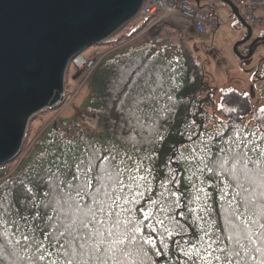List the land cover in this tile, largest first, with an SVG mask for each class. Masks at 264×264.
<instances>
[{
	"label": "snow or ice",
	"instance_id": "obj_1",
	"mask_svg": "<svg viewBox=\"0 0 264 264\" xmlns=\"http://www.w3.org/2000/svg\"><path fill=\"white\" fill-rule=\"evenodd\" d=\"M170 70L144 63L133 70L132 84L115 105L117 123H104L113 136L119 130L126 133L124 140H132L145 127L160 100L154 72ZM229 102L236 101H226L224 110L236 113ZM258 111L264 114V108ZM253 115L255 131L226 122L215 139L200 141L202 147L193 150L203 177L194 196L179 193L174 170L163 200L151 198L146 178L137 174L139 165H125L131 157L76 133L68 144L85 141L79 158L57 145L47 158L42 154L30 175L6 181L0 196V259L9 264H264V115ZM160 212L167 213L168 226Z\"/></svg>",
	"mask_w": 264,
	"mask_h": 264
},
{
	"label": "trees",
	"instance_id": "obj_2",
	"mask_svg": "<svg viewBox=\"0 0 264 264\" xmlns=\"http://www.w3.org/2000/svg\"><path fill=\"white\" fill-rule=\"evenodd\" d=\"M260 34H264V31ZM160 35L164 36L157 33L154 35L157 37L152 36V40L127 42L100 51L103 56L84 81L90 85V90L88 87L85 93L87 98L85 108L96 112L97 121L92 129L80 128L79 132L85 141L94 140L97 147L113 145L126 157H131L132 159L125 161V165L129 168L140 166L141 171L137 174L146 178V187L152 189L150 196L153 200H163L167 197L166 190L172 188L170 180L174 170H178L179 173V193L183 196H194L196 190L202 186L203 179L197 171L200 166L192 158L193 150L202 147L200 141L215 139L216 133L226 122L229 124L235 122L242 131H255L257 120L253 114L264 115L258 111L264 108V104L258 106L257 104L261 103L255 104L256 101H253L247 91L232 86H226L219 92L223 111L221 116L210 112L213 105V90L205 77L203 64L189 49L172 43L166 37H159ZM169 46H174L177 50L173 57H169L167 53ZM146 57L148 59H145ZM142 63L150 68L165 67L171 70L164 73L154 72L153 86L160 96L156 105L157 111H149L145 127L138 130V134L134 133L132 140L126 141L123 138L126 133L121 134L117 130L113 136V129L105 127L104 123L105 121L109 125L117 123L115 105L118 97L128 90V85L133 82V70L138 69ZM259 70L252 76V80L264 82V69L260 73ZM129 73L133 75L129 76ZM139 82L142 84L143 80ZM169 96L171 100L168 99ZM232 98L236 102H229L228 107H236L238 111L229 114L223 105ZM50 126L47 127V132L44 130L37 135L32 147L26 151L17 165L11 168V172L8 173V169L0 173V185H5L0 187V196L7 191L6 181L18 182L30 175L37 162L41 161L42 154L47 158V153L56 151L57 145L67 151L70 158L72 156L79 158L83 154L85 141L77 139L75 144L69 145V140L57 138L56 124L53 123L51 128ZM190 133L191 140L188 139ZM181 154L185 158H181ZM196 155L199 156V153ZM125 180L127 182V178ZM28 187H33V191H36L34 186ZM44 190L39 189L37 200ZM23 191L26 192L27 188ZM161 193L164 195L161 196ZM146 202L142 201L141 206ZM193 207L197 205L193 204ZM218 208L217 205V210ZM158 215L165 226H168L167 213L160 212ZM192 231L197 232V229L193 228ZM0 242H3L2 239ZM0 264L9 262L0 259ZM169 264H172V260H169Z\"/></svg>",
	"mask_w": 264,
	"mask_h": 264
},
{
	"label": "water",
	"instance_id": "obj_3",
	"mask_svg": "<svg viewBox=\"0 0 264 264\" xmlns=\"http://www.w3.org/2000/svg\"><path fill=\"white\" fill-rule=\"evenodd\" d=\"M143 0H0V164L20 152L32 114L53 106L71 58L103 41L140 12ZM199 1V0H195ZM245 26L233 49L249 57L264 44L232 0H223Z\"/></svg>",
	"mask_w": 264,
	"mask_h": 264
},
{
	"label": "rangeland",
	"instance_id": "obj_4",
	"mask_svg": "<svg viewBox=\"0 0 264 264\" xmlns=\"http://www.w3.org/2000/svg\"><path fill=\"white\" fill-rule=\"evenodd\" d=\"M200 2L201 4L212 2L215 5L218 27L213 32L199 35L193 29L186 28L185 23L174 15L153 25L149 30L147 28L152 23L154 17L142 15L139 12L112 36L84 47L81 52L86 56L94 50L105 51L114 45L118 47L127 42L152 40V36L160 33L164 36L160 35L159 37H166L172 43L180 44V46L189 49L192 55L197 57L203 64L205 77L213 90V105L210 112L221 116L223 111L220 104L219 92L226 86L247 91L253 101H256L255 104L259 102L261 104L257 105L262 106L264 104V82H255L252 80V76L257 73L258 69H260L259 73L264 69V44H258L249 57L238 55L234 51L233 45L245 35V26L233 12L231 6L223 0H200ZM263 31L264 24H252L253 38ZM250 41L247 40L238 46V51L241 55L247 53ZM84 75L85 72L83 70H79L71 64L67 66L64 75L65 88L73 89L77 85H80L71 103L65 105L60 110L59 107L51 106L32 114L27 122L20 152L13 159L0 164V173H4L8 169V173L12 171L26 151L32 147V143L37 135H40L44 130L46 131L50 125V128L53 126V123L56 122L55 118H53L56 113L60 117L77 122L81 128H93L96 120L93 114L96 112L85 108V102H87L85 93L88 87L90 90V85L87 82L84 83L88 77ZM75 107H77L75 110L77 116L73 114Z\"/></svg>",
	"mask_w": 264,
	"mask_h": 264
},
{
	"label": "built area",
	"instance_id": "obj_5",
	"mask_svg": "<svg viewBox=\"0 0 264 264\" xmlns=\"http://www.w3.org/2000/svg\"><path fill=\"white\" fill-rule=\"evenodd\" d=\"M238 7V10L243 19L252 24H264V0H232ZM140 13L142 15L153 16L154 19L147 29L162 22L169 16H176L185 23L186 28H191L199 35H205L208 32H213L218 27V18L215 14L214 3L201 4L200 0H143ZM165 22V21H164ZM169 57L176 55L177 50L174 46H169L167 51ZM103 56L99 50H94L88 55H83L82 52L74 55L70 63L73 67L83 70L85 77H87ZM80 85L73 89H66L65 86L60 93V98L53 105L59 107V110L65 105L71 103L78 91ZM61 112V111H60ZM59 112V114H60ZM97 120L96 113L93 114ZM56 122V136L58 139L72 140L76 133L80 132L81 126L64 117H60L58 113L54 115ZM96 120L94 125L96 124Z\"/></svg>",
	"mask_w": 264,
	"mask_h": 264
},
{
	"label": "crops",
	"instance_id": "obj_6",
	"mask_svg": "<svg viewBox=\"0 0 264 264\" xmlns=\"http://www.w3.org/2000/svg\"><path fill=\"white\" fill-rule=\"evenodd\" d=\"M245 33V32H244ZM77 107L74 108V111H73V114H75V116H77V113L75 112ZM84 109V108H83ZM76 121H77V118H76Z\"/></svg>",
	"mask_w": 264,
	"mask_h": 264
},
{
	"label": "flooded vegetation",
	"instance_id": "obj_7",
	"mask_svg": "<svg viewBox=\"0 0 264 264\" xmlns=\"http://www.w3.org/2000/svg\"><path fill=\"white\" fill-rule=\"evenodd\" d=\"M251 39H252V36H251V38L249 40H251Z\"/></svg>",
	"mask_w": 264,
	"mask_h": 264
}]
</instances>
